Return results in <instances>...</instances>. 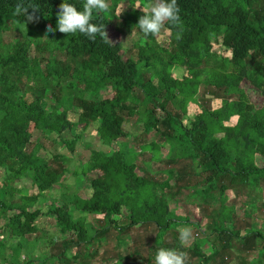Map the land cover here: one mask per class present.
<instances>
[{
  "label": "trees",
  "instance_id": "1",
  "mask_svg": "<svg viewBox=\"0 0 264 264\" xmlns=\"http://www.w3.org/2000/svg\"><path fill=\"white\" fill-rule=\"evenodd\" d=\"M197 1L177 0L181 24H166L170 38L164 46L158 35L145 39L137 25L152 0H107L108 11L93 10L92 22L105 26L107 42L99 35L92 41L80 32H47L49 24L57 27L63 0H0V220L4 222L0 226V264H64L71 258L67 250L73 245L87 247L99 243L110 229L124 235L137 226L156 230V245L177 249L167 246L166 239L183 222L171 213L169 201L159 195L156 181L136 172L140 151H152L153 158L160 161V145L146 142L136 149L123 140L110 153L98 150L79 132L94 117L106 146L113 147L124 135L125 122L141 125L137 134L162 127L161 141L170 148V161H186L193 169H202L195 173L205 177V192L218 190L222 197L217 222L220 233L215 239L221 241L216 255L223 261L239 237L244 239L245 250L254 249L257 238L264 248L261 229L250 228L248 238L240 235L232 228L234 207L226 206L228 190L264 189V162L257 160V156L264 157V103L256 107L240 86L247 79L264 97V0H204L199 7ZM66 2L83 10L85 0ZM122 2L129 6L120 31L112 22ZM17 3L37 5L39 19L25 24L24 16L14 14ZM216 28L224 29L222 44L231 57L213 52ZM9 30L16 34L9 35ZM118 31L139 36L134 45L137 60H124ZM33 46L36 52L52 47L59 55L46 59L35 55ZM175 67L189 68L192 75L178 78L173 73ZM83 84L90 86L93 99L86 97ZM121 84L138 91L133 97L144 103V115L138 104L113 102L105 93ZM203 85L211 94L223 90L230 98H224L219 108H202L186 127L183 117ZM48 95L53 98L50 110L46 109ZM75 110L77 122L69 119ZM159 111L163 112L161 119ZM28 117L36 119V129L42 134L60 137L48 144L52 149L46 148V156L36 151L45 149L44 145L22 136ZM234 117L238 118L236 125L227 127L219 138L216 129L224 128ZM66 131L74 138L70 145L61 138ZM241 141L240 148L234 146ZM77 143L89 151L80 162L60 150L65 146L74 151ZM70 179H75L73 186L65 184ZM56 187L61 189L59 198L53 197ZM87 190L91 193L88 197ZM43 200L55 217V234L66 247L61 254H41L36 259L25 255L22 259L23 251L38 243L22 234L24 218H38L41 212L31 213L29 208ZM12 212L14 216L7 219ZM90 215L101 216L105 227L96 228L88 221ZM47 243L48 247L55 245L52 238ZM179 250L189 251L184 247ZM259 262H264V252Z\"/></svg>",
  "mask_w": 264,
  "mask_h": 264
},
{
  "label": "rangeland",
  "instance_id": "2",
  "mask_svg": "<svg viewBox=\"0 0 264 264\" xmlns=\"http://www.w3.org/2000/svg\"><path fill=\"white\" fill-rule=\"evenodd\" d=\"M204 0H198L196 6L199 7ZM129 3L122 2L116 8V19H113V26L115 30H122L124 27L123 19L126 16ZM223 28H216L213 32V52L225 57H231V53L223 44ZM9 30V35L14 36ZM120 38V46L123 52L124 60L126 62L137 60L138 54L135 48V43L139 36L123 35L118 31ZM8 37V36H7ZM170 38V32L165 28L158 35L160 44L166 46ZM33 53L42 56L46 59L56 58L59 54L52 47L46 51H35L33 46ZM46 62H43L45 64ZM173 73L178 78L190 77L192 71L186 67H175ZM240 86L246 92L249 100L256 106L260 107L264 103V97L260 90L255 87L247 79L241 81ZM83 88L87 91L86 97L93 99L94 96L90 93V86L83 84ZM206 86H202L197 95L196 102H190L188 105L189 112L183 117V124L189 127V122L198 114L201 113L202 108H219L224 98H230L226 91H217V94H211ZM137 90L130 85H115L107 88L105 93L112 97L113 102L129 101L134 106L138 104L137 109L139 113L145 114L146 107L142 101L135 102L133 95L137 94ZM142 95V94H141ZM140 95V98H142ZM53 104V98L48 95L46 99V109L50 110ZM78 110L69 114V119L73 122L78 121ZM158 118H163V112L159 111ZM238 118L234 117L225 124L224 128H217L216 135L221 138L229 126H235ZM99 122L96 117L91 120V123L80 129L83 132L87 143L91 142L92 147L98 150L110 153L113 148L119 147L121 141L130 142L133 148L138 149L142 143L156 142L160 145V161L153 158L152 151H140L139 157L136 161V172L145 178H151L158 184L159 195L168 200L170 203V211L176 218L183 223L178 226L176 230H172L166 239L167 246H177V249L184 247L189 250L188 264H264L259 262L262 258L264 248L262 242L257 238V245L254 249L249 248L245 250L243 246L244 239L239 237L234 239V248L232 251H227L224 258L216 255L217 248L221 244L220 239H215L216 234L220 233V228L217 227L219 220V212L222 206L221 194L218 190L210 193L205 192L207 184L204 181V176L196 175L195 172L201 168L193 169L186 161L171 162L172 155L167 143L161 141L160 129H148L145 133H138L142 131L141 125L134 122L124 123V135L115 141L113 147L104 145L102 136L98 133ZM129 132L131 135L129 136ZM140 134V135H139ZM22 136L30 141L37 142L44 145L45 149L36 150L37 153L46 156V148L51 150L49 143L56 142L60 137L56 133L51 135H44L36 129V119L28 117L22 131ZM64 143L70 145L74 138L70 132L66 131L61 136ZM241 143H235L234 146L240 148ZM61 153L75 160L83 161L89 156V151L83 148V145L77 143L74 151L68 147H60ZM47 151V150H46ZM153 158V159H152ZM259 163L264 162L263 156H257ZM187 166V168L185 167ZM241 168V165L238 169ZM1 171V170H0ZM204 171V168H203ZM204 174V173H203ZM205 175V174H204ZM206 176V175H205ZM65 184L73 186L75 179L66 180ZM264 188V183H262ZM61 189L56 187L53 191V197L60 196ZM88 197L91 193L87 190L85 192ZM226 206L234 207V220L232 228L237 230L240 235H246L248 238L250 228H260L264 234V189L243 188L239 190H228L226 192ZM60 203V201H59ZM41 212V215L34 220H26L21 227L23 235H29L33 241H38L37 244H31L22 253V259L28 255L34 259L41 256V254H61V250L66 247L54 231L56 223L53 214L48 212L47 203L38 201L29 208V212ZM15 212L7 214V219L14 216ZM119 223H123L120 217H115ZM101 216L90 215L88 221L96 228H104L105 223ZM4 222L0 220V226ZM191 227L193 229V238L181 244L179 237V229L182 227ZM229 226V225H228ZM1 235V233H0ZM156 230L153 228L137 226L126 233L119 235L114 229H110L108 233L101 238L99 243L87 247H76L73 245L67 252L71 255L69 262L64 264H112L115 261H121L123 264H154V258L159 248H165L164 245H156L155 243ZM52 238L55 241L54 247H48V239ZM1 239V236H0ZM215 239V241H213ZM252 240H250L251 242ZM65 242V241H64ZM223 243V242H222ZM16 243H14V246ZM69 245V244H68ZM222 245V244H221ZM182 246V247H181ZM241 249V250H239ZM239 250V251H238ZM238 251V252H237ZM237 252V254H235ZM197 254V255H196ZM238 255V256H236ZM205 257L203 263H199L198 259ZM223 261V263H222Z\"/></svg>",
  "mask_w": 264,
  "mask_h": 264
},
{
  "label": "clouds",
  "instance_id": "3",
  "mask_svg": "<svg viewBox=\"0 0 264 264\" xmlns=\"http://www.w3.org/2000/svg\"><path fill=\"white\" fill-rule=\"evenodd\" d=\"M93 10L98 12L108 11L109 4L107 0H85L83 10H78L75 5L63 0L57 12V27L54 29L49 24L46 31L54 34L58 30L60 33L67 35L80 32L92 41H95L97 35H99L107 42L109 39L105 26L92 22ZM38 12L39 7L37 5L17 3L14 14L24 16V22L27 24L28 22H36L39 19ZM143 13L139 17L137 25L145 39L149 36L159 35L165 29L166 24L170 23L173 26L181 24L180 8L177 0H152L149 11H143ZM179 35L178 33L177 38H179ZM179 237L183 245L193 238V229L188 226L182 227L179 229ZM154 264H188V254L176 248H159L154 258Z\"/></svg>",
  "mask_w": 264,
  "mask_h": 264
}]
</instances>
